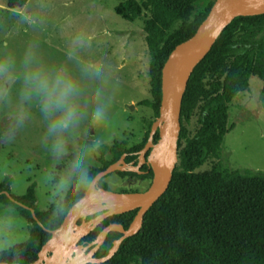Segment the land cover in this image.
Masks as SVG:
<instances>
[{
	"label": "trees",
	"instance_id": "trees-1",
	"mask_svg": "<svg viewBox=\"0 0 264 264\" xmlns=\"http://www.w3.org/2000/svg\"><path fill=\"white\" fill-rule=\"evenodd\" d=\"M28 1L8 0L7 7L21 10ZM202 1L126 0L115 9L129 22L143 21L152 99L139 105L152 109L155 119L159 117L165 63L179 44L194 36L216 0L195 15ZM252 76L264 85V14L236 18L195 68L183 98L177 164L169 188L147 212L141 231L126 239L115 256L102 264H264V173L233 170L221 161L226 136L234 129L229 126L230 105L249 89ZM195 116L197 122L191 131ZM153 123L137 146L130 147L123 140L98 148L101 167L90 170L89 176L94 179L123 156L127 164L136 163L138 153L149 141ZM158 140L156 134L154 141ZM71 159L80 161L78 156ZM117 174L122 179L137 176L129 171ZM99 187L109 190L104 179ZM3 192L10 194L9 183L0 184V205L15 209L30 232L27 242L0 252V263L7 264H11L14 252L20 254L21 264L35 263L51 238L31 211L16 202L34 210L45 229L56 230L74 203L85 195L83 191H68L58 206L39 212L34 185L22 197L11 195L16 202ZM136 214L137 210L107 218L83 244L95 242L111 224L128 229ZM121 237L119 232L109 233L96 257H106Z\"/></svg>",
	"mask_w": 264,
	"mask_h": 264
},
{
	"label": "rangeland",
	"instance_id": "rangeland-1",
	"mask_svg": "<svg viewBox=\"0 0 264 264\" xmlns=\"http://www.w3.org/2000/svg\"><path fill=\"white\" fill-rule=\"evenodd\" d=\"M126 0H29L22 11L0 8V55L21 56L29 45L49 64L66 63V49L77 32L91 37L81 50L84 59L103 65L110 71L117 86L111 90L107 118L94 124L87 115L64 136L66 151L55 156L45 134V121L38 108L32 106L22 125L16 126L13 116L19 110L18 82L0 79V184H10V195L22 197L35 186L37 209L45 212L63 201L69 190L54 195L55 185L67 179L79 166L101 167L98 148L127 140L130 147L142 143L152 109L139 103L151 100L149 56L142 20L129 22L115 9ZM213 0H203L195 15L205 11ZM8 0H0L7 8ZM147 17V15H145ZM29 21H35L30 23ZM179 24L175 28H178ZM70 64V62H67ZM88 82H83L87 89ZM81 110L87 114V96L79 98ZM195 116L190 126L194 131ZM229 126L221 161L233 170L264 173V85L255 76L249 89L237 95L230 105ZM72 156L80 158L74 163ZM177 164V161H176ZM206 169L205 167L202 170ZM109 191L131 193L142 191L146 183L137 178L122 179L117 172L106 177ZM137 183V184H136ZM30 238L28 223L11 207L0 205V243L6 251Z\"/></svg>",
	"mask_w": 264,
	"mask_h": 264
},
{
	"label": "water",
	"instance_id": "water-1",
	"mask_svg": "<svg viewBox=\"0 0 264 264\" xmlns=\"http://www.w3.org/2000/svg\"><path fill=\"white\" fill-rule=\"evenodd\" d=\"M263 14L264 0H216L194 36L173 50L162 70L159 117L152 124L149 141L139 154V164L129 165L125 161L126 156H123L93 179L96 181L93 187L97 195L106 193L110 198L112 211L109 214L99 215L94 207L73 206L58 229L47 230L38 220L34 210L16 202L8 192H3L9 199L30 210L37 224L51 234L50 240L43 246L38 260L33 264H102L115 256L126 239L141 231L147 212L166 193L172 181L177 161L183 98L195 68L210 53L217 39L236 18ZM156 134L159 135V140L153 145ZM151 149L149 163L153 180L148 190L141 193H114L99 187L103 179L116 172H137ZM135 210L137 214L128 229L122 225L111 224L99 234L95 242L86 246L80 245L81 241L107 218ZM95 215L98 216L87 221L88 217ZM111 232H119L122 237L114 242L106 257L97 258L96 253Z\"/></svg>",
	"mask_w": 264,
	"mask_h": 264
},
{
	"label": "clouds",
	"instance_id": "clouds-1",
	"mask_svg": "<svg viewBox=\"0 0 264 264\" xmlns=\"http://www.w3.org/2000/svg\"><path fill=\"white\" fill-rule=\"evenodd\" d=\"M35 23V21H29ZM91 37L82 32L74 34L66 49V61L69 63L49 64L29 45L24 53L0 55V79L18 82L17 102L19 110L14 114L16 126L28 119L32 106L45 121V134L50 140V150L59 157L66 151L64 136L76 128L81 119L87 118L94 124L103 123L107 118L111 101V90L117 81L103 65L94 64L84 59L81 50L87 47ZM88 87H83V82ZM87 96L89 112L81 110L78 100ZM6 100L0 91V101ZM96 181L88 174L84 166L77 167L67 179L61 178L55 185L54 195L69 190L74 193H86L74 207H94L97 214L107 215L111 209L110 198L106 193L97 195L94 185ZM9 247L0 243V250ZM11 264H21L20 254L14 252Z\"/></svg>",
	"mask_w": 264,
	"mask_h": 264
},
{
	"label": "flooded vegetation",
	"instance_id": "flooded-vegetation-1",
	"mask_svg": "<svg viewBox=\"0 0 264 264\" xmlns=\"http://www.w3.org/2000/svg\"><path fill=\"white\" fill-rule=\"evenodd\" d=\"M157 142H155L154 140L152 141V144L153 145H155ZM146 146V145H145ZM144 146V147H145ZM144 147H143V149H144ZM142 149V150H143ZM141 150V151H142ZM140 151V152H141ZM140 152L138 153V161L135 163V162H132V163H130L129 165H131V164H133L134 166H137L138 164H139V158H140ZM151 152H152V149L151 150H149L148 151V153L146 154V159L144 160V163L140 166V168H139V170L137 171V172H134V173H136V177L135 178H137L138 180H139V182H144V183H146V187H145V189L144 190H142V191H138V192H145L146 190H148L149 188H150V186H151V184H152V180H153V171H152V169H151V166H150V163H149V157H150V154H151ZM151 173H152V177H151ZM137 184V183H136ZM138 192H131V193H138ZM127 193V192H126ZM98 215H95V216H92V217H88V219H87V221H89V220H91L92 218H95V217H97ZM80 223H81V221H80ZM84 240V239H83ZM83 240L81 241V243H80V245H82V246H86V245H88V244H90V243H88V244H83L84 242H83ZM93 243V242H92ZM90 250H92V248L90 249Z\"/></svg>",
	"mask_w": 264,
	"mask_h": 264
},
{
	"label": "crops",
	"instance_id": "crops-1",
	"mask_svg": "<svg viewBox=\"0 0 264 264\" xmlns=\"http://www.w3.org/2000/svg\"><path fill=\"white\" fill-rule=\"evenodd\" d=\"M29 2V1H28ZM7 4H8V2H7ZM28 4V3H27ZM3 8V9H7V11H11V9H9L8 7L7 8H5V6H2V5H0V8ZM26 7V6H25ZM24 7V8H25ZM24 8H22L21 10H18V11H22ZM151 91H152V89H151ZM152 96V95H151ZM154 116V115H153ZM156 120V119H155ZM152 121H154V119H153V117L151 118V119H149V121L147 122V127H146V131H147V128H148V125H149V123L150 122H152ZM146 131H145V133H146ZM145 135V134H144Z\"/></svg>",
	"mask_w": 264,
	"mask_h": 264
}]
</instances>
